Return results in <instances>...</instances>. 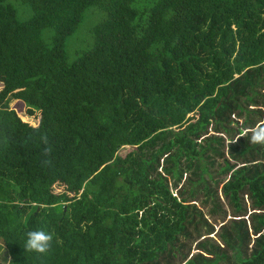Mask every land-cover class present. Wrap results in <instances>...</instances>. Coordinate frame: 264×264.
Masks as SVG:
<instances>
[{
  "label": "trees",
  "instance_id": "16d2710c",
  "mask_svg": "<svg viewBox=\"0 0 264 264\" xmlns=\"http://www.w3.org/2000/svg\"><path fill=\"white\" fill-rule=\"evenodd\" d=\"M17 1L0 0V264H264V147L231 143L264 122V0ZM13 100L37 123L14 128ZM37 229L46 255L23 247Z\"/></svg>",
  "mask_w": 264,
  "mask_h": 264
},
{
  "label": "rangeland",
  "instance_id": "374dc122",
  "mask_svg": "<svg viewBox=\"0 0 264 264\" xmlns=\"http://www.w3.org/2000/svg\"><path fill=\"white\" fill-rule=\"evenodd\" d=\"M7 2H11L15 5L17 12L20 16H22V6L19 5L17 0H7ZM86 17L83 20V22L79 25V27L77 28V30L69 35L66 38L65 41V49H66V55L69 61H72L75 59V53L76 50L82 46V42H83V38L85 35V32L89 29V27L91 26L92 23H95L99 20V15H93L92 14V10L90 9L87 13H86ZM5 83V77L3 76V74H0V89L3 87ZM10 108L13 109L15 111V115L14 116H10L11 117V125L15 128L16 125H34L37 123L38 121V116H28L25 113V108L23 103L20 100H13L10 102ZM131 149V147L129 146H125L123 148H121V150L119 151V153L121 155H124L126 152H128ZM52 194L54 195H61L64 192L63 186L59 185V184H54L51 188ZM1 242V241H0ZM1 244V243H0ZM9 257L8 254H6V251L3 249V246L0 248V262H5L7 263Z\"/></svg>",
  "mask_w": 264,
  "mask_h": 264
},
{
  "label": "clouds",
  "instance_id": "9594fccd",
  "mask_svg": "<svg viewBox=\"0 0 264 264\" xmlns=\"http://www.w3.org/2000/svg\"><path fill=\"white\" fill-rule=\"evenodd\" d=\"M241 137H247L250 145L264 147V122L257 123L254 127L243 130L231 143L239 141ZM43 140L45 144L48 143L46 136L43 137ZM51 151V147L45 148V156H49ZM42 163L48 165L51 163V160L45 159ZM25 237L23 247L27 253L46 255L52 249L54 236L50 232L43 229L30 230L25 233Z\"/></svg>",
  "mask_w": 264,
  "mask_h": 264
}]
</instances>
